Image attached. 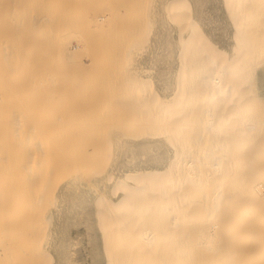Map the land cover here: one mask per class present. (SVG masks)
<instances>
[{
  "label": "bare ground",
  "instance_id": "obj_1",
  "mask_svg": "<svg viewBox=\"0 0 264 264\" xmlns=\"http://www.w3.org/2000/svg\"><path fill=\"white\" fill-rule=\"evenodd\" d=\"M132 11L0 0V264H264V0Z\"/></svg>",
  "mask_w": 264,
  "mask_h": 264
},
{
  "label": "rangeland",
  "instance_id": "obj_2",
  "mask_svg": "<svg viewBox=\"0 0 264 264\" xmlns=\"http://www.w3.org/2000/svg\"><path fill=\"white\" fill-rule=\"evenodd\" d=\"M148 0H132L133 11L134 14V24L137 23V27L134 28V39L140 38L138 34L141 32H145V23H146V6ZM140 28L139 33H137ZM138 35V36H137ZM259 92L262 96H264V71H259Z\"/></svg>",
  "mask_w": 264,
  "mask_h": 264
}]
</instances>
